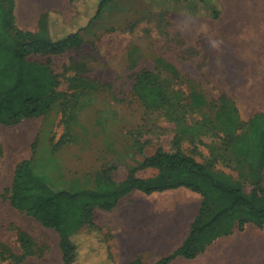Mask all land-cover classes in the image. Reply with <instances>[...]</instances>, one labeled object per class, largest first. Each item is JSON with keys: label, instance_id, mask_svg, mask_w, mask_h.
I'll return each mask as SVG.
<instances>
[{"label": "rangeland", "instance_id": "374dc122", "mask_svg": "<svg viewBox=\"0 0 264 264\" xmlns=\"http://www.w3.org/2000/svg\"><path fill=\"white\" fill-rule=\"evenodd\" d=\"M96 3L95 0H14L13 23L17 28L37 31L39 18L46 11L51 13V31L55 37L84 28L81 41L66 52L28 56L30 62H49L60 81L59 90L77 91L65 115L58 102L49 113L17 125L0 123V264H15L11 258L5 259L10 254L25 255L20 264H63L59 233L10 203L15 169L23 159L32 158L35 170L45 174L57 190L70 188L72 182L75 188L95 186L101 165L117 181L125 179L134 167H138L139 176H154L158 173L156 168H142L140 164L158 147L193 155L230 175H237L240 169L247 172L246 161L224 157L225 151L233 148L246 131L245 126L237 127L236 112L231 110L235 97L220 95L221 91L237 90L236 83L213 78L209 65L198 63L201 58L194 52V45L201 41L206 16L221 15V0H175L172 3L178 13L175 15L168 13L172 10L165 6L163 12L156 0H112L88 24ZM143 69L169 77L175 90L187 93L195 85L204 92L209 105L188 110L179 125L162 109L146 110L132 90L137 73ZM85 81H90L92 86L87 87ZM248 82L242 80L241 85ZM62 136L67 139L65 145H76L63 155V145L57 146ZM93 156L96 161H104L103 164L98 168L93 164L87 168L78 166V161ZM245 187L251 191L252 182L246 181ZM143 197L147 196L134 190L122 200L121 206L126 202L134 214L133 208ZM148 213L146 209L147 216ZM110 215L95 207L94 217L101 231L81 234L77 264H128L138 253L136 233L129 230L135 228L134 218L126 220L125 233L118 226L109 228L113 223ZM235 231L215 239L205 254L188 261L197 264L204 259L202 264H234V257H228L234 244L264 245V226L248 221L240 229L236 222ZM22 234L31 241V251L27 254L19 240ZM123 260L126 263L120 262Z\"/></svg>", "mask_w": 264, "mask_h": 264}, {"label": "trees", "instance_id": "16d2710c", "mask_svg": "<svg viewBox=\"0 0 264 264\" xmlns=\"http://www.w3.org/2000/svg\"><path fill=\"white\" fill-rule=\"evenodd\" d=\"M95 1L96 11L88 24L112 0ZM13 5L14 0H0V123L17 125L25 119L49 113L58 102H61L65 115L77 91L67 93L59 90L60 81L49 62H30L28 56L66 52L81 41L84 27L55 37L51 31V13L46 11L39 18L37 31L17 28L13 23ZM85 82L87 87L92 86L90 81ZM190 88L187 93L175 90L169 77H161L151 70L143 69L137 73L132 90L146 110L162 109L179 125L185 120L188 110L203 109L209 105V100L200 89L195 85ZM231 110L236 112L237 127H246L240 140L224 155L231 156L232 160L246 161L247 172L243 173L240 171L243 169H240L238 179L214 169L193 155L158 147L140 164L142 168H156L158 173L154 176H139L138 167H134L125 179L117 181L108 175L104 165L96 173L95 186L75 188L76 184L72 182L70 188L57 190L45 174L35 170L33 159L26 158L16 166L10 203L43 226L55 229L60 235L63 264H77L81 234L101 231L94 217L96 206L111 210L121 198L134 190L149 194L186 186L203 197L186 240L172 254L156 262L147 263L137 257L129 264H170L179 255L194 259L215 239L231 234L236 222L240 229H244L248 221L264 226V185L261 184L264 169V115L255 114L245 122L240 119L235 104ZM66 142V137L62 136L57 146H64ZM32 150L35 154L37 139L32 144ZM53 164L48 163V166ZM245 180L252 182L251 191L246 190ZM19 240L25 254L29 253L30 239L22 234ZM108 255L111 257L110 252ZM24 256L10 254L5 259L11 258L15 264H20ZM1 258L4 259L3 256Z\"/></svg>", "mask_w": 264, "mask_h": 264}, {"label": "crops", "instance_id": "0c3cea01", "mask_svg": "<svg viewBox=\"0 0 264 264\" xmlns=\"http://www.w3.org/2000/svg\"><path fill=\"white\" fill-rule=\"evenodd\" d=\"M156 1L163 12L165 6L172 10L168 11L171 15L178 14L173 6L175 4H172L175 0ZM221 2L223 10L220 16L216 18L215 15L206 16V22L203 23L204 27L201 30L202 38L194 45V52L196 57L201 58L198 63L209 65V72L213 78L219 82L226 79L235 81L237 90L221 91L220 95L235 97L234 104L240 119L248 122L255 114L264 115V0ZM190 47L191 45H188L187 48ZM242 80L249 82L241 85ZM75 148L74 144L64 145L61 148L62 155ZM102 162L104 161H96V157L93 156L78 161V166L87 168L89 164H93L98 168ZM232 176L238 179L239 172ZM261 184L264 185V169ZM128 195L121 198L116 207L106 210L113 219L112 225H108L111 226L109 228L118 226L125 233L126 220L134 218L135 228L132 230L131 227L129 230L136 233L138 253L134 254L128 264L137 257L143 258L147 263H153L178 249L188 237L203 200L202 195L192 188L178 186L144 193L147 197L140 198L132 214V208L126 206V202L121 206L122 200ZM127 202L130 206V202ZM146 209L149 211L148 216ZM235 232L234 228L231 234ZM262 241L264 243L263 239ZM255 243H248L245 246L234 244L228 251L229 259L231 255L234 257L232 259L234 264H263L264 245ZM226 251L225 248L224 252ZM209 257H206V260ZM115 258L117 259V255ZM197 258L199 256L188 259L179 255L170 264H192L188 260ZM202 261L197 264H202ZM120 262L126 263V260Z\"/></svg>", "mask_w": 264, "mask_h": 264}, {"label": "bare ground", "instance_id": "6f19581e", "mask_svg": "<svg viewBox=\"0 0 264 264\" xmlns=\"http://www.w3.org/2000/svg\"><path fill=\"white\" fill-rule=\"evenodd\" d=\"M244 241V240H243ZM246 245V244H245Z\"/></svg>", "mask_w": 264, "mask_h": 264}]
</instances>
